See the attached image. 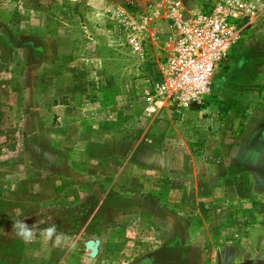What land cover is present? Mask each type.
I'll return each instance as SVG.
<instances>
[{"label":"crops","instance_id":"obj_1","mask_svg":"<svg viewBox=\"0 0 264 264\" xmlns=\"http://www.w3.org/2000/svg\"><path fill=\"white\" fill-rule=\"evenodd\" d=\"M69 55L57 58L66 62ZM47 79L41 91L49 89ZM222 79V103L202 102L181 116L151 107L149 135L137 120L114 135H40L46 147L61 144L55 158L66 182L55 187V221L65 223L57 228L67 239L56 246L37 234L25 243L13 220L31 226L44 217L0 212V253L19 254L12 264H125L142 254L135 264H264V10ZM81 90L63 95L75 101ZM61 102L55 115L67 108ZM128 223L136 227L132 241Z\"/></svg>","mask_w":264,"mask_h":264},{"label":"rangeland","instance_id":"obj_2","mask_svg":"<svg viewBox=\"0 0 264 264\" xmlns=\"http://www.w3.org/2000/svg\"><path fill=\"white\" fill-rule=\"evenodd\" d=\"M158 1L0 0V212L5 216L17 215L15 210L20 209L19 217L41 214V229L65 224L55 221L57 209L61 211L55 187L59 181L66 182L57 173L55 158L61 144L46 147L40 135H77L80 131L81 135H114L134 127L136 120L138 130L149 135L151 107L168 108L155 105L151 98L153 83L158 80V54L168 30L162 11L150 17L151 6ZM192 2L203 5L213 0ZM147 17L142 28L140 21ZM249 30L231 46L227 61L218 64L210 92L203 96L206 106L225 100L221 98L227 94L221 87L222 77L231 73ZM152 31L157 39L151 36ZM132 35L144 39L142 54L128 43ZM57 53L70 55L64 62ZM252 70L247 68L243 78L252 76ZM241 71L234 70L233 76ZM47 77L49 89L41 91L38 84H44ZM77 87L83 89L77 100L63 95ZM59 102L67 107L63 116L54 114ZM107 102L110 109L104 108ZM186 111L193 112L191 108L171 114L181 116ZM239 179L233 184L241 185ZM235 209L238 212L243 207ZM135 233L136 227L128 223L126 240L132 241ZM7 256L0 253V262H19V254ZM139 256L143 254L130 255L125 264H135Z\"/></svg>","mask_w":264,"mask_h":264},{"label":"built area","instance_id":"obj_3","mask_svg":"<svg viewBox=\"0 0 264 264\" xmlns=\"http://www.w3.org/2000/svg\"><path fill=\"white\" fill-rule=\"evenodd\" d=\"M150 17L164 13L168 30L158 54V80L153 83L155 105L165 104L173 112L199 108L219 63L243 37L264 10V0H213L196 5L192 0H160ZM148 17L140 21L143 28ZM140 31V29H139ZM153 32V31H152ZM156 32L151 33L155 39ZM128 43L143 53L145 41L139 35Z\"/></svg>","mask_w":264,"mask_h":264},{"label":"clouds","instance_id":"obj_4","mask_svg":"<svg viewBox=\"0 0 264 264\" xmlns=\"http://www.w3.org/2000/svg\"><path fill=\"white\" fill-rule=\"evenodd\" d=\"M17 216H20V209H16ZM26 219H15L13 220L12 230L15 232L16 236L25 243L32 242L37 234L42 237L46 242H51L53 245H60L64 242L67 237L64 233L59 232L57 227L52 224L46 228L39 229L37 222L31 226L25 223Z\"/></svg>","mask_w":264,"mask_h":264}]
</instances>
